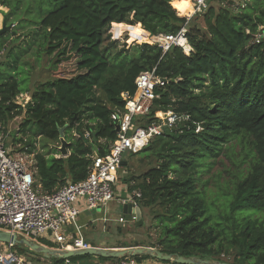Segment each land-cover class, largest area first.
<instances>
[{
	"label": "trees",
	"instance_id": "trees-1",
	"mask_svg": "<svg viewBox=\"0 0 264 264\" xmlns=\"http://www.w3.org/2000/svg\"><path fill=\"white\" fill-rule=\"evenodd\" d=\"M20 1L0 4L12 5L10 14H16ZM182 1L189 0H53L56 8L36 24L32 39L43 42L49 79L28 93L14 68L28 48L7 51L4 58L12 60L6 65L11 73L0 70V127L23 114L20 137H13V144L22 145L20 153L34 155L35 185L40 194H51L67 183L85 180L92 157L109 152L116 138L110 115L123 111L121 96L133 95L135 78L154 70L166 82L155 88L150 118L170 111L187 115L189 121L181 133L166 131L137 154H129L154 159L148 170L122 182L129 193L139 190L142 209H160L153 216L159 232L155 242L118 248H154L162 254L222 263L221 254H234L231 264H264V0H244L237 11L231 2L209 0L207 10L186 26L189 56L177 47L163 54L155 45L137 42L113 53L117 40L106 44L112 24L150 37L176 34L186 21L180 12ZM50 2L35 3L44 10ZM199 18L202 27L196 22ZM257 34L262 36L258 43ZM7 41L1 34L0 52ZM19 94L30 96L24 110L13 103ZM70 123V140L64 131L69 143L66 158H55L60 155L55 148L53 154L35 153V137L58 144L59 129ZM233 140L246 145L250 165L235 182L224 209L215 212L205 201L206 181L200 175ZM36 243L52 247L41 240ZM13 249L19 256L32 254L23 246ZM126 258L83 256L69 261ZM130 259L138 264L159 262L148 256Z\"/></svg>",
	"mask_w": 264,
	"mask_h": 264
},
{
	"label": "built area",
	"instance_id": "built-area-1",
	"mask_svg": "<svg viewBox=\"0 0 264 264\" xmlns=\"http://www.w3.org/2000/svg\"><path fill=\"white\" fill-rule=\"evenodd\" d=\"M189 2L194 8L192 13L183 16L186 21L180 30L174 35L158 34L150 37L148 34L147 44L155 45L163 54L177 47L184 55L189 56L192 49L187 42L186 26L195 15L207 10L209 0ZM110 29L108 34L111 36ZM261 37V34H257L255 42L258 43ZM164 83L163 79L155 76L154 70L141 72L134 80L133 95L124 93L121 96L123 111L110 115L112 122L119 123V131L110 144L109 152L103 157H92L85 180L67 183L51 194H40L39 185H35L34 155L13 152L6 147V135L4 129L0 127V232H8L19 239L34 242L48 237L57 245L50 249L60 251H81L91 248L82 240L76 228L77 233L74 231V235L69 234L66 228L75 226L82 212L106 208L115 200L124 155L137 154L166 131L181 133L182 127L189 121L187 115H177L170 111L158 112L150 118L152 103L157 98L155 88ZM29 102L30 96L27 94H19L13 100V103L23 110ZM199 130L197 127L196 131ZM73 136L78 138L76 133ZM89 137L90 134L86 132L84 139ZM54 157L61 158L60 155ZM140 198L141 193L135 190L119 201L122 205L138 207ZM127 216L128 219L119 217L117 223L126 225L136 221L134 215ZM13 248L11 245L0 243V264H33L19 256ZM130 258L127 257L119 264H138ZM62 264L79 263L63 260ZM93 264L98 262L95 261Z\"/></svg>",
	"mask_w": 264,
	"mask_h": 264
},
{
	"label": "rangeland",
	"instance_id": "rangeland-1",
	"mask_svg": "<svg viewBox=\"0 0 264 264\" xmlns=\"http://www.w3.org/2000/svg\"><path fill=\"white\" fill-rule=\"evenodd\" d=\"M25 1H28L29 4H26ZM243 1L244 0H221V2H223L222 4L225 5L231 2V6L234 8V11H237L239 6L243 5ZM35 2L36 0L20 1L16 14H10L9 9L12 5L10 6L7 4V7H3L0 4V31L3 30V28H7L3 35L8 38L4 50L0 52V70L6 72L8 75L11 73V70L7 69L6 65L12 60L10 57H8V59L4 58V54L7 51H10V53H16L20 50L28 48L27 54L24 55L20 63H17L19 66L14 67L17 72L15 73V76L18 82H25L24 84L20 85V87L23 86L26 88L28 93L33 92L36 86L45 83L49 79L46 68V57L43 53V42L41 38H35L34 41H32V39L34 38V31L37 29L36 24L44 15L56 8L53 0H51L50 4L44 10L41 9L39 3ZM9 4L11 3L9 2ZM212 6L217 7V4L213 2ZM41 11H43V13H41ZM196 22L202 27L200 18ZM137 33L145 34L141 31ZM140 36L142 35H138V37ZM109 39L110 40H108L106 44L114 41L112 40L111 36H109ZM135 42L133 39H130L127 34H124L120 40L116 41L115 48H113V53L127 50L133 46ZM142 43L144 44L146 42ZM22 120L23 114L21 116L15 117L3 130L6 135L5 146L9 149H12L13 152L19 153L20 149L22 148L21 144H13L12 141L13 137H20V135L17 134V131ZM65 135L66 139L70 140V130H66ZM33 141L35 153L37 154H53L51 148L57 147L56 143L47 142L46 140L39 137H35ZM225 148H227V151L224 149V152L218 155L213 163H211L210 167L206 168L205 172L203 171L204 173L200 175V180L202 182L206 181L203 188V191L206 195L205 201L207 205L215 212H217L216 210L219 211L224 209L223 206L226 202V198H228L230 195V191L234 187V184L238 178L245 175L250 165L249 161L251 160L250 157L245 156L247 147L242 142L233 140L231 144L227 145ZM123 161L126 162V165L123 166V170H120L121 173L118 175L120 182L117 186L119 190L116 192L115 200L108 204L106 211L107 213H101L99 215V217H105L108 220L105 222L98 221L95 226L88 227L82 232L83 234L81 236H83L84 239L88 240L94 246H100L103 244L107 246H133L137 244L146 245L148 242H155L156 238L158 237L159 231L155 227L156 221L154 220L153 216L157 212H160V209H154V213H151L149 209H142L140 206H138L142 214V224L139 227L135 226V221L133 223H127L125 227L116 221L119 217H126V219H128V216L123 214L122 204L119 202L120 198L126 197L128 194V192L125 191L120 185V183L123 184L122 180L130 178L132 175L138 176L148 170L150 166L154 165V159L143 158V155L141 154L136 156L124 155ZM213 203L215 205L214 207L212 206ZM90 214L95 215L96 210ZM259 215V213L254 214L252 217H258ZM67 230L70 232L71 227ZM37 240H41L52 247H57V245L48 237ZM21 257L33 264H52L50 261L51 259L45 260L41 255H36L33 253L25 255L23 254ZM233 257L234 254L220 255V259L224 261L223 263L227 264H231L230 262L232 261ZM97 262L99 264H105L103 261ZM88 263L89 262H79V264ZM112 264H117V261H112ZM157 264H162V262H157ZM168 264L173 263L168 262Z\"/></svg>",
	"mask_w": 264,
	"mask_h": 264
},
{
	"label": "water",
	"instance_id": "water-1",
	"mask_svg": "<svg viewBox=\"0 0 264 264\" xmlns=\"http://www.w3.org/2000/svg\"><path fill=\"white\" fill-rule=\"evenodd\" d=\"M7 28H3L0 31V35L3 34ZM164 82H166L163 79ZM71 123L63 128L59 129V140L57 147H54L62 158L68 156L67 148L69 143L64 138V131L69 127ZM115 132L119 131V123L115 124ZM95 134H93V138ZM96 158V155H94ZM126 165V162H122V167ZM99 209L97 208L96 211ZM122 211L125 215H134L136 217L135 226H141V212L139 207H132L131 205L125 204L122 205ZM49 234V232H48ZM0 243L15 246H23L27 248L31 253L36 255H41L43 259H56V260H69L71 258L91 256L94 258H105V259H122L124 257H137V256H148L159 262L167 263L171 262L174 264H227L219 261H210L199 259L197 257L184 258L180 256H172L168 254H162L157 249L154 248H144V247H135V248H124L119 250H108L105 248H89L87 250L81 251H60L55 249H50L39 245L34 241H30L24 238L19 239L16 235L10 234L8 232H0Z\"/></svg>",
	"mask_w": 264,
	"mask_h": 264
},
{
	"label": "crops",
	"instance_id": "crops-1",
	"mask_svg": "<svg viewBox=\"0 0 264 264\" xmlns=\"http://www.w3.org/2000/svg\"><path fill=\"white\" fill-rule=\"evenodd\" d=\"M141 32H143V31H141ZM130 33H134L135 34V36H137L138 37V35H143L142 33H137L136 31H133V30H131V32ZM145 34H146V32H144ZM119 182H120V178L118 179V182H117V186L119 185ZM124 184V183H123ZM123 184H121L120 183V185L123 187V189L125 190V191H127L126 190V188H127V185H123ZM116 186V191L118 192V187ZM128 192V191H127ZM129 193V192H128ZM127 196H128V194H127ZM126 196V197H127ZM126 197H123V198H120V199H125ZM120 202V201H119ZM108 207V206H107ZM107 207L106 208H102V209H99L98 211H96V214L95 215H92V214H90V213H92L93 211H88V212H86V211H84V212H82L79 216H78V218H77V220H76V223H75V226H68L66 229H68V228H70L71 227V230H70V232L67 230V232L69 233V234H73L74 235V231L76 232V229L78 230V232H79V234L80 235H82L83 233V231L86 229V228H88V227H91V226H95L96 225V223L98 222V221H102V222H105V221H107L108 219H106L105 217H99V215L101 214V213H107L106 211H107ZM107 223V222H106ZM124 227L126 226V225H123ZM76 228V229H75ZM77 233V232H76ZM82 237V240L84 241V242H87L88 243V245H90L91 246V248H93V247H95V248H105V249H108V250H119V249H124V248H118V247H120V246H107V245H100V246H94V245H92L88 240H86V239H84L83 238V236H81ZM126 248H133V247H126ZM135 248V247H134ZM125 258V257H124ZM93 262H95V260L94 261H92V262H90V263H92L93 264ZM121 261H117V264H119ZM89 263V264H90ZM99 264V263H98ZM105 264H112V261H106L105 262ZM140 264H157V262L156 261H153V260H147V261H143L142 263H140Z\"/></svg>",
	"mask_w": 264,
	"mask_h": 264
},
{
	"label": "bare ground",
	"instance_id": "bare-ground-1",
	"mask_svg": "<svg viewBox=\"0 0 264 264\" xmlns=\"http://www.w3.org/2000/svg\"><path fill=\"white\" fill-rule=\"evenodd\" d=\"M193 8H194L193 5L189 1H182L180 4V12L182 16H187L190 13H192ZM131 30L133 29L130 27H125L124 25H115V24L111 25L110 33H111L112 40L118 41L123 37L124 34H127V36L130 39H133L134 42L138 41L141 43L142 42L147 43L149 41L147 33L137 38V36H135L134 33H131V36H130Z\"/></svg>",
	"mask_w": 264,
	"mask_h": 264
}]
</instances>
